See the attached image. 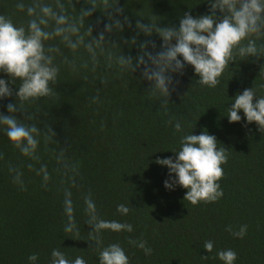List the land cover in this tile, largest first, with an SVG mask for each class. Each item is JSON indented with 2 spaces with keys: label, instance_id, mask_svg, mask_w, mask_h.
<instances>
[{
  "label": "trees",
  "instance_id": "1",
  "mask_svg": "<svg viewBox=\"0 0 264 264\" xmlns=\"http://www.w3.org/2000/svg\"><path fill=\"white\" fill-rule=\"evenodd\" d=\"M17 2L0 0V15L26 26V8L33 0H23L25 11L17 9ZM64 2L72 14V3L77 11L89 7L85 0ZM118 6L132 27L111 39L133 58L138 46L124 41L135 35L138 20L147 22L142 17L153 15L160 27H178L185 13L196 18L210 11L206 0H118ZM103 22L106 17L99 11L89 18L94 36ZM144 39L137 37L138 42ZM149 39L161 43L155 34ZM62 52L72 59L67 49ZM56 62L55 95L25 103L15 113L19 122L40 130L35 158L14 148L0 128V264H52L54 250L70 264L77 257L99 264L100 251L111 244L125 250L129 264H222L216 253L227 249L236 252V264H264V131L247 124L242 112L238 123L226 117L232 100L245 89L254 87L264 96V55L237 56L215 88L197 84L199 77L186 66L184 75L176 77L179 83L166 110L147 92L139 71L121 72L104 58L93 70L86 54L77 58L75 71L63 64V57ZM0 78L10 79L2 72ZM18 85L10 83L13 96L0 101V113L7 115V105L16 102ZM177 121L181 132L174 127ZM204 130L226 150L219 181L223 196L193 206L184 200L186 189H165L168 169L156 161L175 159L181 137ZM120 204L130 209L127 215L117 211ZM93 214L97 221L131 224L133 231H98ZM244 225L243 239L228 230ZM130 241L146 242L152 254L145 256ZM207 241L214 245L211 253L204 250ZM31 255L37 256L35 262L29 261Z\"/></svg>",
  "mask_w": 264,
  "mask_h": 264
},
{
  "label": "clouds",
  "instance_id": "2",
  "mask_svg": "<svg viewBox=\"0 0 264 264\" xmlns=\"http://www.w3.org/2000/svg\"><path fill=\"white\" fill-rule=\"evenodd\" d=\"M53 2L33 0L26 8L29 17L26 26H16L10 18L0 15V72L10 78H0V101L13 96L9 85L19 81L16 102L7 105V115L0 113V128L6 132L12 146L26 157L35 158L40 130L35 124L19 122L15 113L25 103L55 95L51 85L57 83L60 73L57 57H63V64L73 71L77 68V58L83 54L91 61L93 70L104 58L121 72L134 74L139 71L141 78L148 82L147 92L159 99L166 110L171 91L179 83L176 77L184 75L186 66H191L199 77L197 84L215 88L225 68L235 62L237 56L244 60L264 55V0H206L210 6L209 14L194 18L185 13L178 27H160L153 15L142 17L147 22L138 20L135 35L124 41L129 47L138 46L139 54L135 58L124 55L120 44L111 39L114 34H122L126 26L132 27L129 17L123 14L124 9L118 6V0H85L89 7L79 11L72 3L74 14L69 12L64 0ZM16 7L25 11L23 0H18ZM97 11L106 17V22L98 36H94L88 21ZM96 23L101 21L97 19ZM141 34L145 39L138 42L137 37ZM153 34L159 37V46L149 39ZM62 47L72 55L71 60L63 54ZM241 112L247 124L255 123L258 131H264V96H258L254 87L245 89L232 100L231 107L227 108L229 123L240 122ZM174 127L177 132L182 131L179 121ZM49 134L54 135L51 130ZM180 145L175 159L156 161L168 169L170 179L164 181L165 189L171 191L177 185L186 189L184 200L193 206L217 202L223 196L219 181L223 177L221 166L227 162L226 150L218 147L216 137L206 130L199 135L182 136ZM42 171L47 180L46 169ZM15 180L19 182V173ZM88 207L94 213L95 205L90 200ZM117 211L127 215L130 209L120 204ZM92 220L98 231H133L131 224L97 221L94 214ZM228 230L234 237L243 239L247 226H241L238 231ZM130 243L143 250L145 256L152 254L146 242ZM213 248L211 241L204 244L207 253L213 252ZM52 257V264H70L58 250L52 252ZM216 257L222 264H236L237 261V254L231 249L218 251ZM28 259L35 262L37 256L31 255ZM71 264L86 262L77 257ZM99 264H129V257L119 244H111L100 251Z\"/></svg>",
  "mask_w": 264,
  "mask_h": 264
}]
</instances>
